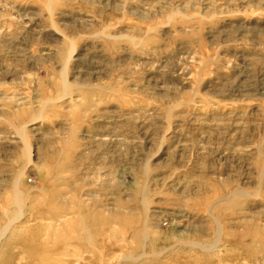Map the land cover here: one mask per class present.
Returning <instances> with one entry per match:
<instances>
[{
	"label": "rangeland",
	"instance_id": "rangeland-1",
	"mask_svg": "<svg viewBox=\"0 0 264 264\" xmlns=\"http://www.w3.org/2000/svg\"><path fill=\"white\" fill-rule=\"evenodd\" d=\"M0 264H264V0H0Z\"/></svg>",
	"mask_w": 264,
	"mask_h": 264
}]
</instances>
